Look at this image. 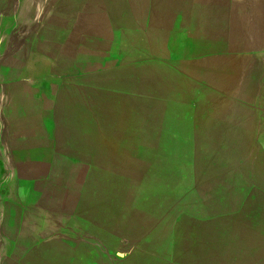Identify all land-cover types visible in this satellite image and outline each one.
I'll use <instances>...</instances> for the list:
<instances>
[{"label": "rangeland", "instance_id": "obj_1", "mask_svg": "<svg viewBox=\"0 0 264 264\" xmlns=\"http://www.w3.org/2000/svg\"><path fill=\"white\" fill-rule=\"evenodd\" d=\"M127 6L0 0V264H201L216 244L201 217L225 193L205 184L264 182L256 119L155 142L120 111L137 101L104 91L137 71L88 50Z\"/></svg>", "mask_w": 264, "mask_h": 264}, {"label": "crops", "instance_id": "obj_2", "mask_svg": "<svg viewBox=\"0 0 264 264\" xmlns=\"http://www.w3.org/2000/svg\"><path fill=\"white\" fill-rule=\"evenodd\" d=\"M126 1L125 22L104 26L118 37L105 34L88 50L99 62L137 70L121 67L120 83L104 88L137 101L120 102V111L141 115L136 131L155 142L202 141L190 137L202 136L208 125L238 127L256 119L247 125L258 136L264 128V0ZM251 173L241 172L239 182L205 184L225 193L215 212L201 217L214 222L216 239L201 264H264V182L249 181Z\"/></svg>", "mask_w": 264, "mask_h": 264}]
</instances>
